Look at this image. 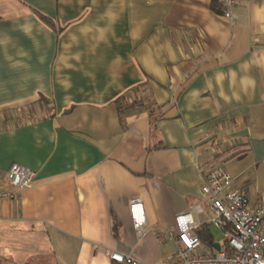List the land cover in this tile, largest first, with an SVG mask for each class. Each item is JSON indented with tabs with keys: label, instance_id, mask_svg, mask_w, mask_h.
Here are the masks:
<instances>
[{
	"label": "crops",
	"instance_id": "obj_1",
	"mask_svg": "<svg viewBox=\"0 0 264 264\" xmlns=\"http://www.w3.org/2000/svg\"><path fill=\"white\" fill-rule=\"evenodd\" d=\"M221 6L0 0V189L11 163L35 171L0 199V264H117L110 250L162 264L178 213L201 203L209 223L200 189L218 165L264 204V0Z\"/></svg>",
	"mask_w": 264,
	"mask_h": 264
},
{
	"label": "built area",
	"instance_id": "obj_2",
	"mask_svg": "<svg viewBox=\"0 0 264 264\" xmlns=\"http://www.w3.org/2000/svg\"><path fill=\"white\" fill-rule=\"evenodd\" d=\"M237 0H221L220 14L231 18ZM35 171L13 162L5 175L8 188L0 189V199H14L18 193L32 187ZM233 177L222 166L206 173L201 186L203 202L210 208L209 223L222 233V242L213 252L204 250L202 240L194 233L197 223L193 214L204 211L201 203L190 211L175 217L178 234L177 251L162 264H264V204H251L249 199L233 187ZM135 235L141 239L145 233V217L139 197L128 202ZM172 236V233H168ZM117 264H147L130 253L108 251Z\"/></svg>",
	"mask_w": 264,
	"mask_h": 264
},
{
	"label": "trees",
	"instance_id": "obj_3",
	"mask_svg": "<svg viewBox=\"0 0 264 264\" xmlns=\"http://www.w3.org/2000/svg\"><path fill=\"white\" fill-rule=\"evenodd\" d=\"M34 12H36V14L38 15V17H39L42 21L47 22V23L49 22V21H48V18H47L45 15L41 14L40 12H38V11H36V10H34ZM219 12H220V11H219ZM115 226H116V225H114V236L117 235V232H116ZM209 226H211L210 223L200 225V226H198V227H196V228L194 229V233H195V234H196V235L202 240V242H207V243H209L210 240H211V234H210V232H209Z\"/></svg>",
	"mask_w": 264,
	"mask_h": 264
},
{
	"label": "rangeland",
	"instance_id": "obj_4",
	"mask_svg": "<svg viewBox=\"0 0 264 264\" xmlns=\"http://www.w3.org/2000/svg\"><path fill=\"white\" fill-rule=\"evenodd\" d=\"M42 104H46V103H42ZM26 107L27 108H25L24 111L21 112L20 115H17L16 116L17 120H19V121L25 120V119L28 118V116H31L33 114L34 110H32L33 109L32 106L31 105H28ZM17 112H19V111H17ZM210 229H211V231H212V233L214 235L215 240L217 242H221L222 241V238H223L221 231L219 229L215 228L212 225L210 226Z\"/></svg>",
	"mask_w": 264,
	"mask_h": 264
},
{
	"label": "water",
	"instance_id": "obj_5",
	"mask_svg": "<svg viewBox=\"0 0 264 264\" xmlns=\"http://www.w3.org/2000/svg\"><path fill=\"white\" fill-rule=\"evenodd\" d=\"M215 247H216V249H218L219 248V243H215Z\"/></svg>",
	"mask_w": 264,
	"mask_h": 264
}]
</instances>
